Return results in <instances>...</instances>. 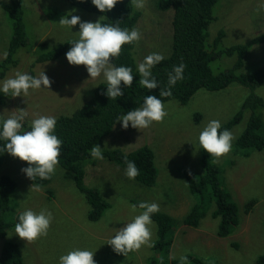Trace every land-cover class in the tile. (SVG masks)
<instances>
[{
	"label": "rangeland",
	"instance_id": "obj_1",
	"mask_svg": "<svg viewBox=\"0 0 264 264\" xmlns=\"http://www.w3.org/2000/svg\"><path fill=\"white\" fill-rule=\"evenodd\" d=\"M22 3L24 17L33 24L31 30L26 23L28 45L35 48L33 60L38 55L55 50L53 48L59 44V47L65 46L78 35L75 33L79 30L78 24L70 31L59 24L60 19L56 21V16L51 17L53 21L50 20V5L55 10L66 9L71 15L79 16L81 21L95 22L99 19L96 14L72 9L61 0H22ZM142 4L137 8L134 0L135 9L141 13L135 26L139 33L135 47L136 63L152 52H158L165 59L173 52V11L160 10L157 0H142ZM213 14L216 20L209 26L210 38L214 40L220 32H225L220 45L223 50L234 45H245L264 32V0H221L213 8ZM12 24L8 12L0 7V60L7 53ZM37 40H41L39 45ZM251 48L240 73L244 71L249 75L264 67V44ZM19 57L22 55L19 54ZM54 62L38 65L34 69L35 75L40 71L45 72L49 78L48 88L30 89L26 97L17 96L11 100L4 95L6 104H0V114L7 117L11 110L18 112L19 109H26L24 122L36 115H53L56 118L70 115L89 102L96 87L104 82L102 77L90 79L83 65H70L65 54ZM236 62V53L224 55L220 70L233 69ZM27 66L28 62H25L24 69L11 67L0 79L13 75L14 71L27 72ZM249 92L238 83L217 92L202 89L192 96L187 105H181L178 100L163 103L167 115L147 128L138 130L129 126L124 129L118 122L112 134L103 141V149H120L128 153L149 145L156 154L159 174L156 184L147 187L135 178L128 179L124 175L125 168L104 158L95 159V165L85 164L83 185L88 190L95 189L100 199L111 204L96 220L91 219L92 206L77 189L71 173L58 164L55 166V178L48 187L53 192L51 196L46 187L30 189L33 183L21 172L27 162L5 152L0 156V171L17 179V192L23 197L21 202L18 200V211L25 207L33 211L46 207L53 214L45 236L27 242L13 230L8 233L6 241L19 244L27 264L28 261L30 264H57L59 255L76 247L95 251L93 259L96 264H146L154 253L151 251L152 245L141 246L124 255L114 252L110 245L105 244L114 235L115 228L122 227L133 214L142 211L138 208L136 213H132L129 205L146 201L159 205L158 211H162L174 223L172 229L179 223L175 237L177 239L179 235L180 238L178 243L175 239L172 247L169 246L168 253L175 264H194L192 258H199L207 264H255L264 255V148L252 151L248 158L235 152V141L246 129L251 109H246L241 123L231 129L234 137L231 150L215 158L222 172L221 183L239 207V225L230 236H217L219 221L211 214L215 206H208L206 218L197 228L180 224L195 201L188 189V177H198L202 172L201 149L197 142L199 131L211 119L219 120L221 125L231 120L242 109ZM255 92L264 98V83ZM197 113L202 116L198 124L195 123ZM253 199L257 200V204L247 209L246 204ZM151 230L154 242L157 237L154 222ZM3 242L0 241V251ZM168 257L160 255L155 262L170 264Z\"/></svg>",
	"mask_w": 264,
	"mask_h": 264
},
{
	"label": "trees",
	"instance_id": "obj_2",
	"mask_svg": "<svg viewBox=\"0 0 264 264\" xmlns=\"http://www.w3.org/2000/svg\"><path fill=\"white\" fill-rule=\"evenodd\" d=\"M61 1L65 3V0ZM67 1L73 5H70L72 8L96 14L99 18L102 17V23L118 24L121 28H135L141 17L139 10L135 9L134 0H118L113 9L106 12L97 10L92 5L91 0ZM219 1L221 0H157V6L160 10H172L174 14L172 22L173 52L152 69L159 86L156 89L147 90L137 83L139 77L135 68L137 63L135 59L136 41H134L131 44L122 45L120 54L112 60V63L116 66L125 65L133 70L132 85L126 87L121 82L122 96L115 99L107 97L104 94L106 84L102 82L96 87L93 98L89 102L70 115L64 114L56 118L55 134L62 141L58 165L72 174L77 189L85 195L87 201L91 204L90 217L92 220L100 218L110 208L111 204L100 199L95 189L88 190L83 185L86 178L84 165H95V159L90 156L89 149L94 144L102 147L103 141L112 134L113 129L119 122H116V117L128 110L140 107L144 95L151 94L158 97L159 88L167 86V73L171 71L173 65H178L181 62L185 65L183 79L177 81L175 86L171 87L170 96L161 97L163 103L169 100H178L181 105H187L192 96L199 90L217 92L226 89L233 83H238L250 90L249 96L242 109L231 120L221 125V128L231 131L234 126L241 123L246 109H251L247 127L235 141V152L248 158L252 151L264 148V98L255 92L264 83V67L253 71L249 75L244 71L240 73L245 56L252 49L251 47L264 44V32L245 45L240 44L226 50L221 49L220 45L225 38V32H220L214 40L210 38L209 34V26L216 20L213 8ZM0 7L3 11L8 12L13 22L9 32L10 43L7 56L0 60V78L11 67H22L24 69L25 62H28L27 72L35 75L34 69L38 65L55 63L54 61L61 58L71 47L70 43L63 47H59V44L56 48H53L55 50H50L44 55H38L33 60L34 55H36L35 48L28 45L26 23L31 26V30H33V24L24 17L25 8L22 0H0ZM48 12H50L48 16L51 21H53L52 16H56L57 21L62 16L69 14L66 9L55 10L52 5H50ZM234 53L237 54L235 67L220 70L222 57ZM19 54L22 57H19ZM3 96V94H0V104L2 105L6 104ZM8 98L12 97L8 96ZM201 120V114L197 113L195 123L198 124ZM29 122H24L23 130H27ZM3 143V141H0V148H2ZM4 153L0 151V156ZM125 154L127 159L133 161L139 169V174L135 179L143 186L151 187L155 185L159 170L156 165V154L149 145H144L128 153L120 149H103L102 147L103 158L123 168H125L123 160ZM200 164L202 169L200 175L198 177L194 175L188 177V189L195 197V201L182 222L190 227L197 228L206 218L208 206H215L211 214L219 221L217 236L228 237L239 225V207L232 198L231 193L221 183L222 172L215 162V157L201 149ZM53 178L55 177L52 174L44 180L39 178L35 181L28 179L41 188L46 187L47 193L51 195L53 192L48 187ZM248 183L249 181L245 182V186ZM19 185L22 186L20 182ZM17 188V179L6 172L0 171V241L4 240L3 248L0 251V264H25L20 250L21 247L16 243L6 241L9 231L17 222L19 201L21 202L23 199L21 194L17 192ZM256 204L257 200L253 199L246 204V207L251 209ZM151 219L155 223L157 237L151 247V251H154V253L146 264H160V261L155 262L160 255L163 257L169 256V246H171L173 236L171 232L174 223L162 211L152 214ZM168 259L165 258V261H168ZM192 261L194 264H207L199 258H192ZM169 263L175 264L174 259H171ZM255 264H264V255L260 256Z\"/></svg>",
	"mask_w": 264,
	"mask_h": 264
},
{
	"label": "clouds",
	"instance_id": "obj_3",
	"mask_svg": "<svg viewBox=\"0 0 264 264\" xmlns=\"http://www.w3.org/2000/svg\"><path fill=\"white\" fill-rule=\"evenodd\" d=\"M64 2L68 6H73L67 0ZM117 2L118 0H91L92 5L100 12L111 11ZM135 4L137 8L143 6L142 0H135ZM101 19L102 17L95 22L81 21L79 16L69 13L62 16L58 22L70 31L74 25H79V30L75 32L78 34L77 38L69 42L71 47L65 53L67 62L70 65H83L90 79L102 77L106 84L104 94L110 99H115L123 95L121 82L124 86L129 87L132 85L134 76L131 67L116 66L112 60L120 54L122 45L137 41L139 33L135 28H121L118 24L102 23ZM40 41H38V45ZM3 55L6 57L7 53L5 52ZM163 59L164 57L158 52H152L136 64L135 68L139 77L137 83L140 86L147 90L156 89L159 86L152 69ZM184 67L182 62L173 65L171 71L167 73V86L159 88V96L144 95L140 107L118 115L116 122L119 121L124 129L131 126L140 130L149 127L153 122L161 121L167 115L161 97L171 95V87L183 79ZM48 85L49 78L44 71H40L36 75L14 71L13 75L0 79V94L10 97H26L30 89L48 88ZM9 112L7 117L0 114V141L4 142L0 151L18 157L21 161H26L27 166L23 167L21 172L27 178L33 181L37 178L48 179L58 164L62 144L55 134L56 117L36 115L28 123L27 130H23L27 115L26 109ZM233 139L232 132L222 129L220 121L216 119L209 120L197 136L199 148L215 158H219L231 150ZM89 154L94 159H103L102 148L98 144H94L89 149ZM123 160L125 163L124 175L128 179H134L139 174V169L133 161L127 159L126 154ZM38 188L39 185L35 183L30 187V189ZM138 208L142 211L133 214L122 227L115 228L114 235L106 241L105 244L110 245L114 252L125 255L129 251L140 249L141 246L150 247L152 245L153 221L151 216L159 210V205L146 201L129 205L132 213H136ZM52 220L53 214L46 207L39 211L25 207L22 211L17 212V222L10 231L14 230V233L20 238L30 242L45 236ZM20 250L23 255L24 251L21 248ZM94 252L88 248H72L59 255L57 264H96L93 259ZM24 263L27 264L25 261ZM28 264H30L29 261Z\"/></svg>",
	"mask_w": 264,
	"mask_h": 264
},
{
	"label": "crops",
	"instance_id": "obj_4",
	"mask_svg": "<svg viewBox=\"0 0 264 264\" xmlns=\"http://www.w3.org/2000/svg\"><path fill=\"white\" fill-rule=\"evenodd\" d=\"M177 225L175 226V228L172 230V232H171V234L173 235L172 236V243H171V247H172V245H173V242H174V240L176 239V237H175V235H176V233L177 232H175V229H176V227L179 225V223H176ZM180 224H183L184 226H186V227H189V228H193V227H190L189 225H186L185 223H183V222H180ZM183 227V226H182ZM186 237H187V234H186ZM179 235H178V237H177V239H176V242L178 243V240H179ZM188 239V238H187ZM201 260V259H200Z\"/></svg>",
	"mask_w": 264,
	"mask_h": 264
},
{
	"label": "bare ground",
	"instance_id": "obj_5",
	"mask_svg": "<svg viewBox=\"0 0 264 264\" xmlns=\"http://www.w3.org/2000/svg\"><path fill=\"white\" fill-rule=\"evenodd\" d=\"M42 60V59H41Z\"/></svg>",
	"mask_w": 264,
	"mask_h": 264
}]
</instances>
